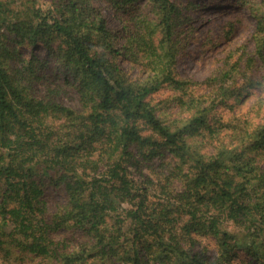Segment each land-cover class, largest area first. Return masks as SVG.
<instances>
[{"label":"trees","instance_id":"obj_1","mask_svg":"<svg viewBox=\"0 0 264 264\" xmlns=\"http://www.w3.org/2000/svg\"><path fill=\"white\" fill-rule=\"evenodd\" d=\"M210 2L252 14L264 65V0ZM198 7L192 0H0L5 257L231 264L241 252L264 264V119L255 125L210 113L240 90L264 89V79L246 74L254 60L241 68L243 57L223 61L202 82L177 75L182 42L190 41L182 27ZM38 46L43 55L20 51ZM120 57L140 77L129 79ZM200 85L208 92L197 95ZM65 86L76 106L61 99ZM161 90L171 92L169 111L152 104ZM203 240L213 242L215 256L194 252Z\"/></svg>","mask_w":264,"mask_h":264},{"label":"rangeland","instance_id":"obj_2","mask_svg":"<svg viewBox=\"0 0 264 264\" xmlns=\"http://www.w3.org/2000/svg\"><path fill=\"white\" fill-rule=\"evenodd\" d=\"M189 0H182L186 3ZM198 4V8L191 9L189 14L192 15L190 26H183L182 30L190 34L188 40L182 42V51L178 57L176 64V73L183 79H192L195 82L216 77V71L223 66V61L235 62L239 57H243L240 67L245 68L244 62L248 58H253V69H249L247 75H252L257 79H264V65L256 54L254 33L256 31V22L249 11L239 9L233 5L222 4L220 6L211 5V0H192ZM260 3L261 0H253ZM43 2V1H42ZM147 2V0H145ZM108 26L118 29V24L114 16L107 14ZM182 34L181 36H183ZM20 51L29 56L31 51L43 55L44 50L40 46L35 48L20 47ZM227 57L229 58L228 60ZM118 65L127 74L129 79L140 77L139 67L129 64L122 57L118 59ZM63 78L59 77L57 83L64 85ZM236 83L241 84L242 79H238ZM235 83L234 87H238ZM264 86V85H263ZM195 93L202 95L208 92L205 85L196 86ZM65 93H62L61 99L64 103L76 106V95L72 87L65 86ZM171 92L161 90L153 95L152 104L157 105L161 110L169 111L172 104ZM231 96L222 100L225 104L217 105L214 110L219 111V115L224 120L241 121L259 124L264 119V89L261 87L248 88L245 91L240 90V95ZM219 102V99L216 101ZM224 105L223 107H219ZM218 115V114H217ZM214 116V114H213ZM216 117V118H215ZM214 117V122L219 119ZM226 132H228L225 129ZM224 142L228 141L226 135H222ZM231 141V140H230ZM229 141V142H230ZM234 143V141L232 140ZM230 145V144H229ZM205 149L211 148L210 145ZM52 191V190H50ZM54 200H61L58 195L50 194ZM52 199V201H54ZM199 253H205L209 256L216 255L213 242L207 243L206 240L201 241L198 246ZM39 259L35 256L19 254L15 257H5L0 251V264H36ZM46 261V260H45ZM45 261L38 263L45 264ZM37 263V264H38ZM231 264H257L250 257L239 252Z\"/></svg>","mask_w":264,"mask_h":264}]
</instances>
